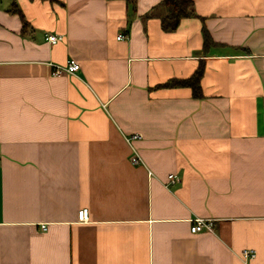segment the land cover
Returning a JSON list of instances; mask_svg holds the SVG:
<instances>
[{
    "label": "crops",
    "instance_id": "1",
    "mask_svg": "<svg viewBox=\"0 0 264 264\" xmlns=\"http://www.w3.org/2000/svg\"><path fill=\"white\" fill-rule=\"evenodd\" d=\"M161 1L0 0V264H264V0Z\"/></svg>",
    "mask_w": 264,
    "mask_h": 264
},
{
    "label": "trees",
    "instance_id": "2",
    "mask_svg": "<svg viewBox=\"0 0 264 264\" xmlns=\"http://www.w3.org/2000/svg\"><path fill=\"white\" fill-rule=\"evenodd\" d=\"M131 7L134 6L135 0H124ZM162 8L161 14L156 13V9ZM11 13H16L23 26L26 25L23 14L20 9L14 3L12 9L9 10ZM151 13L156 15L160 20L161 29L166 33L174 32L181 20L196 17L193 11V0H162L157 6H155ZM148 17V15H146ZM201 34L203 37L204 50L215 45L212 41L209 32L202 25ZM203 64L198 65L193 74L187 79H172L165 83V87H188L191 90L192 97L194 99H201L203 97L200 80L203 75Z\"/></svg>",
    "mask_w": 264,
    "mask_h": 264
},
{
    "label": "built area",
    "instance_id": "3",
    "mask_svg": "<svg viewBox=\"0 0 264 264\" xmlns=\"http://www.w3.org/2000/svg\"><path fill=\"white\" fill-rule=\"evenodd\" d=\"M121 36H118L117 39H120ZM64 39L63 35L60 34H46L45 35V40L49 42V44L54 45ZM79 70V65L74 59H69L67 60L66 64L64 66H54L53 65V75H59L62 73H67V74H75ZM139 135L134 134L131 136L130 139H138ZM131 162L133 164H137L140 162V158L136 155L133 154V156L130 158ZM168 181L169 184L174 183L176 181H179L176 175H169L168 176ZM77 219L79 222H86L88 220V211L87 209L83 208L78 211L77 214ZM192 225L190 227V232L191 234H196L198 232H201L203 230H212V221L211 220H204L201 218H195L192 220ZM41 228L45 230V226L42 225ZM241 257L246 260L250 258L255 257V252L253 250H243L241 252Z\"/></svg>",
    "mask_w": 264,
    "mask_h": 264
}]
</instances>
